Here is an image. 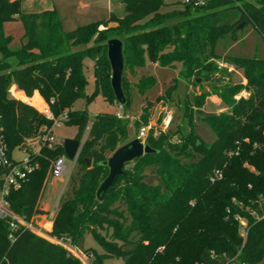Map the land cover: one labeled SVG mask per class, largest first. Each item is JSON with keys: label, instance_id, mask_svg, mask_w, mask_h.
Segmentation results:
<instances>
[{"label": "trees", "instance_id": "1", "mask_svg": "<svg viewBox=\"0 0 264 264\" xmlns=\"http://www.w3.org/2000/svg\"><path fill=\"white\" fill-rule=\"evenodd\" d=\"M121 1L123 17L112 13L65 30L55 9L24 14L20 0H0V119L9 154L54 123L27 102L9 97L11 83L28 97L38 91L56 118L66 114L64 124L76 126L74 138L83 141L75 161L82 169L71 193L57 205L50 235L79 247L85 234H92L102 248L101 253L85 249L93 264L110 257L122 259V264H264V58L216 52L220 39L236 38L242 22L264 39V0H207L199 6L183 0L165 10V0ZM231 14L237 16L232 22L227 20ZM12 21H20L24 29L16 48L4 31ZM113 38L123 43L125 69L149 62L180 67L154 101L145 95L155 77L140 78L137 89L145 98L135 121L138 130L149 123L155 102L181 104L187 129L157 135L151 129L145 143L155 152L127 163L100 199L98 188L109 174L105 162L132 140L128 120L109 113L90 118L73 105L80 98L92 101L99 91L110 103L118 101L107 55ZM86 56L94 59L91 93L86 92ZM221 61L241 69L246 82L228 79L231 71ZM179 81L199 86V92L181 98L176 93ZM122 88L126 108L131 95L124 75ZM243 90L249 95L237 98ZM211 95L227 110L203 116L215 135L206 143L194 119ZM29 155L37 167L6 195L10 208L28 220L45 214L40 206L44 183L52 162L65 151L61 144L41 145ZM148 167L154 168L159 183L145 181ZM3 172L0 167V184ZM9 232L7 221L0 219V264H81L37 233L19 229L11 240Z\"/></svg>", "mask_w": 264, "mask_h": 264}, {"label": "rangeland", "instance_id": "2", "mask_svg": "<svg viewBox=\"0 0 264 264\" xmlns=\"http://www.w3.org/2000/svg\"><path fill=\"white\" fill-rule=\"evenodd\" d=\"M177 2H183V0H176ZM168 2V1H167ZM237 16L235 14H231L227 16V20L234 21L236 20ZM66 30H70L71 27H65ZM4 31L6 34L11 35L13 37L12 41V47L16 48L19 47L21 44V37L23 35V26L20 21H12L7 22L4 25ZM216 52L220 55H230V56H238V57H256V58H264V39L263 37L253 28L251 24H246L243 28L236 33V38L234 39L231 35H227L226 37L220 39L216 44ZM1 57V54H0ZM91 56H86L84 58V70L87 76L88 84L86 86V92L91 93L95 90V83L92 81V61ZM221 66L230 68L232 65L228 64L227 62L221 61L219 62ZM234 67V66H233ZM180 67H177L176 70H172L168 67H162V66H151L150 71L152 72L153 76L156 79L155 84L146 92V98L148 100L154 101L160 94L164 93V91L167 89L169 84L173 81L177 73L179 72ZM141 70H135V68L132 70L130 67L124 68L123 75L125 77L126 85H128L129 89L128 92L131 95V101L130 105L126 108L120 107V103L118 101L114 103H110L108 100H106L101 91L97 93L95 98L87 102L85 99L80 98L78 99L73 107L76 110H86L89 117L93 118L94 116L102 113H109V114H117L118 112L122 111L126 117H124V120H128V134L130 138L134 139V137L138 133V128L135 126V121L139 119L141 107L144 104V98L145 96L140 93V91L137 89V83L139 82L140 78L143 76H140ZM244 74L241 69H236V71L233 74V82L234 83H242ZM210 80L205 82V86L208 89L210 84ZM13 83H11L12 85ZM10 85V86H11ZM9 86V87H10ZM245 90L241 91L239 95L236 97L239 98L241 96L247 97L249 95L244 93ZM16 92V91H15ZM188 92L190 94L199 92V86H193V85H186L185 86V93ZM18 96L20 97V93L16 92ZM9 94V92H8ZM9 97H11V94H9ZM31 103L33 105L38 104L37 97L31 98ZM42 105H39L41 107ZM225 107V103L223 101L217 102L212 98H208L204 107V113L203 115H199L198 113L195 115V125H196V131L201 136V138L206 143H212L215 139V135L213 131L211 130L209 124L207 121L203 118V116H208L214 113H218V111ZM168 111L173 112V122L169 129H176L177 127H181L182 129L186 128V119L184 118L182 105L178 104L177 102L172 103H166L162 104L161 102H158L154 104V106L151 108V115L149 117L148 122H154L155 126L159 128V125L162 122L163 117L166 115ZM146 125V124H143ZM141 125V126H143ZM77 133V127L72 125H62V126H56L52 134L54 136L62 137V139L65 138H72ZM158 134V133H157ZM24 144H27L28 146L32 147L29 150L24 149L22 147L16 148L13 151V156L16 159L21 158L26 152H31L36 149L39 145H41V135L36 134L35 136L30 137L26 140ZM66 167L68 171H71L69 174V177H67L66 174L63 175V179L58 180V187L57 190L51 194L48 193V187L52 185L50 172L46 177L44 187H43V194L40 199V206L43 205V202L46 201L49 205V214L54 210V207L58 205L61 198L67 197L71 193V189L74 185H76L78 175L81 171V166L78 165L75 160L66 158ZM130 167V166H129ZM145 181L149 184H157L160 182L159 177L154 171L153 167L146 168L145 172ZM38 222H36L37 225L44 224V221L41 217H38ZM49 220V218H47ZM245 225V224H244ZM241 233L244 234L243 229L240 230ZM103 234H106V232L103 230ZM80 249L85 250L92 248L96 252L101 253L102 248L97 243V241L94 239L93 235L90 233H86L82 242V245L79 246ZM163 247H160L159 250H161ZM123 260L120 258H114L110 257L105 259L104 264H122Z\"/></svg>", "mask_w": 264, "mask_h": 264}, {"label": "built area", "instance_id": "3", "mask_svg": "<svg viewBox=\"0 0 264 264\" xmlns=\"http://www.w3.org/2000/svg\"><path fill=\"white\" fill-rule=\"evenodd\" d=\"M207 0H184L185 3L192 4L194 6L204 5ZM15 84H12L8 88L9 94H11V98L19 99L28 104L35 107L40 113H42L45 117L50 120H53V127L62 126L64 124V120L67 118L66 114H63L59 117H55L50 110L49 104L43 99L44 107L39 109L36 105L31 103V97L26 99L19 98L18 94L15 91L20 92ZM25 94V93H24ZM34 95V94H33ZM123 107V104L120 105ZM120 118L126 117V115L120 111L116 114ZM173 122V112L168 111L166 115L163 117L159 128L155 126V122H149L146 125H143L139 128V131L136 135L137 138L140 139L143 143H145L146 137L148 136L151 129H154V134L157 135L159 131H167L169 130L171 124ZM52 128H47L46 126L42 127L43 134L41 135V143L42 145H47L48 147H53L56 144L63 145L64 139L62 137L54 136L52 134ZM89 130L87 128L86 134ZM83 141H80L82 144ZM78 156V155H77ZM66 156L61 155L58 156L53 162L50 170V176L54 178H62L64 174L69 177L71 171L67 170L66 167ZM77 158V157H76ZM76 161V159H75ZM0 167L4 169L3 175L1 176V184H0V219H5L9 225V238L11 240L14 239L15 233L19 229H27L34 233H37L46 239L57 243L66 249L69 255L77 258L81 264H93V256L90 253H87L85 250L80 249L78 246L73 245L69 239L67 238H55L50 235V231H47L45 227L36 224V219L32 218L28 220L24 215H19L15 213L11 208L6 199V195L9 193L11 188H19L21 182L26 177L27 173L31 172L34 168L37 167L36 163L31 161V157L28 154L24 155L20 159H15L12 154L10 155L7 149V145L5 142L4 134H3V126L1 124L0 119ZM241 224L244 226V222L242 220ZM238 264H249L245 261L239 262Z\"/></svg>", "mask_w": 264, "mask_h": 264}, {"label": "crops", "instance_id": "4", "mask_svg": "<svg viewBox=\"0 0 264 264\" xmlns=\"http://www.w3.org/2000/svg\"><path fill=\"white\" fill-rule=\"evenodd\" d=\"M165 2L168 3L169 5L165 6L163 8L164 10L168 9V8H172L173 7L172 3H175L177 1L176 0H165ZM20 3H21V5H20L21 12L24 14L41 12V11L48 10V9H55L57 11L59 17L62 19L63 27L65 30H66L65 27H67V26L71 27L70 28V30H71V29H74L75 27H77L78 25H83V24H86V23H89L92 21H97V20L108 18L112 13H114L118 17H123L125 15V5L122 3L121 0H20ZM109 25H115V23L110 22ZM91 61H92V66L94 67V59ZM151 66H159V65L156 63L149 62L143 67H136L135 70L136 71L141 70L140 76H142V75L143 76L153 75L152 72L150 71ZM176 69H172V70H176ZM228 70L231 71L228 79L230 78L232 80L233 74L236 71V69L232 66L231 69L228 68ZM177 75H178V73H177ZM177 75L175 77H177ZM91 79L95 83V78H94L93 72H92V78ZM245 82H246V80L243 77L242 83H245ZM16 88L20 91L19 93H20L21 99L24 98L26 96L24 94V92L22 90H20L18 87H16ZM16 92H18V91H16ZM87 93H89V92H87ZM244 93H246L248 95V93L246 91H244ZM35 95L43 100V98L40 96L38 91L34 92L33 97ZM26 98H28V97H26ZM208 98H212L217 102L222 101L216 95H211ZM224 110H227L226 106L222 107L218 112H221ZM202 112L204 113V108L202 109ZM55 127H53V129ZM53 129H52V131H53ZM74 137H72V138H74ZM134 138H136V136ZM41 145L36 147L34 152H37ZM28 148H32V147L28 146ZM24 149H27V148H24ZM28 153L29 152H26L24 155H26ZM12 156H13V154H12ZM61 179H63V178H54L51 176L52 185H50V187L47 188L49 194H51L57 190V187L59 184L58 180H61ZM41 207L45 211V214L36 216L35 217L36 222H38L37 218L41 217L44 221V224H42L41 226L45 227L47 231H50L51 226H52V220H53V217L55 215V211H56L57 206L54 207V210L51 213V215L49 214L50 209H49V205L46 201L43 202V205ZM47 218H49V220H47Z\"/></svg>", "mask_w": 264, "mask_h": 264}, {"label": "water", "instance_id": "5", "mask_svg": "<svg viewBox=\"0 0 264 264\" xmlns=\"http://www.w3.org/2000/svg\"><path fill=\"white\" fill-rule=\"evenodd\" d=\"M244 22L239 24V27H243ZM107 55L111 64V85L113 87L116 99L120 104L124 103V92L122 88V77L124 72V56H123V43L120 39L113 38L108 41ZM181 98L185 96V84L183 81L178 82L176 90ZM199 115H203L202 110H197ZM82 144L78 139L65 138L63 147L65 156L69 159L75 160ZM22 148H28L27 144H23ZM148 144L140 141L139 138H134L128 143L120 146L116 149L112 155L105 162L109 166V174L100 184L97 195L102 199L101 194L106 192L117 180L118 176L123 173L125 165L136 158L141 157L144 154L154 153ZM88 163L90 160L88 159Z\"/></svg>", "mask_w": 264, "mask_h": 264}, {"label": "bare ground", "instance_id": "6", "mask_svg": "<svg viewBox=\"0 0 264 264\" xmlns=\"http://www.w3.org/2000/svg\"><path fill=\"white\" fill-rule=\"evenodd\" d=\"M19 98H21V97H19ZM22 99H26V97H24V98H22ZM30 101H33V100H30ZM37 102H38V104H37L36 106H37L39 109H42V108L44 107L43 101H42V100H38ZM39 105H42V106L39 107Z\"/></svg>", "mask_w": 264, "mask_h": 264}]
</instances>
